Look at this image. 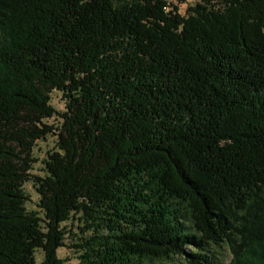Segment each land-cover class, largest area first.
<instances>
[{"label": "trees", "instance_id": "obj_1", "mask_svg": "<svg viewBox=\"0 0 264 264\" xmlns=\"http://www.w3.org/2000/svg\"><path fill=\"white\" fill-rule=\"evenodd\" d=\"M174 11L0 0V264H264V0Z\"/></svg>", "mask_w": 264, "mask_h": 264}, {"label": "rangeland", "instance_id": "obj_2", "mask_svg": "<svg viewBox=\"0 0 264 264\" xmlns=\"http://www.w3.org/2000/svg\"><path fill=\"white\" fill-rule=\"evenodd\" d=\"M136 0H119L120 3H129ZM167 5V11L173 12L177 9V13L182 17L186 18L189 14L192 13V9L195 8L196 4L200 2V0H185L180 3L175 0H164ZM175 12V11H174ZM52 106L55 107L56 110L62 111L63 103L60 100L57 94L52 95ZM48 124H56L54 119L47 121ZM55 149L54 138L49 136L46 141H39L36 143V147L34 148L33 154L36 163L33 164L32 175L37 177H43L44 173V165L43 162L46 159V154L52 152ZM24 193L28 199L26 202V209L28 211L38 212V199L39 196L36 194L33 183L28 182L23 186ZM77 220H71L66 223H63L61 227H64L65 231V248H61L58 250V258L63 261V264H81L78 258V254L75 249L72 248V245L78 243V238L82 235L80 231L77 229ZM219 259L226 264L230 261L231 257L226 247L215 250ZM40 257L37 258V264H39ZM158 264H185L182 260H175L173 263H158Z\"/></svg>", "mask_w": 264, "mask_h": 264}]
</instances>
